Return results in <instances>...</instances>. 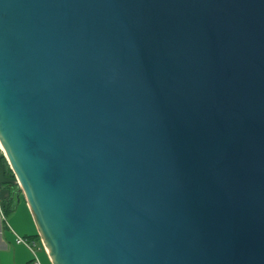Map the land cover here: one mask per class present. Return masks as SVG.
<instances>
[{"label":"water","instance_id":"1","mask_svg":"<svg viewBox=\"0 0 264 264\" xmlns=\"http://www.w3.org/2000/svg\"><path fill=\"white\" fill-rule=\"evenodd\" d=\"M0 144L52 264H264V0H0Z\"/></svg>","mask_w":264,"mask_h":264},{"label":"crops","instance_id":"2","mask_svg":"<svg viewBox=\"0 0 264 264\" xmlns=\"http://www.w3.org/2000/svg\"><path fill=\"white\" fill-rule=\"evenodd\" d=\"M7 166L0 146V264H52L21 193L14 197L12 209L4 212L5 201L18 189L15 176L7 173ZM16 236L34 242L33 248L17 243Z\"/></svg>","mask_w":264,"mask_h":264},{"label":"trees","instance_id":"3","mask_svg":"<svg viewBox=\"0 0 264 264\" xmlns=\"http://www.w3.org/2000/svg\"><path fill=\"white\" fill-rule=\"evenodd\" d=\"M7 173L9 174V175H12L13 176V173H12V171H11V169L7 166ZM16 195H15V193L13 192L12 193V196L8 199V200H6L5 201V203H4V212L7 214L11 209H12V205L14 204V201H15V199H14V197H15Z\"/></svg>","mask_w":264,"mask_h":264},{"label":"built area","instance_id":"4","mask_svg":"<svg viewBox=\"0 0 264 264\" xmlns=\"http://www.w3.org/2000/svg\"><path fill=\"white\" fill-rule=\"evenodd\" d=\"M16 241H17V243L24 244V245L28 246L29 248H33V246H34V242H32V241H30L24 237L16 236Z\"/></svg>","mask_w":264,"mask_h":264},{"label":"bare ground","instance_id":"5","mask_svg":"<svg viewBox=\"0 0 264 264\" xmlns=\"http://www.w3.org/2000/svg\"><path fill=\"white\" fill-rule=\"evenodd\" d=\"M0 146H1V144H0ZM1 148H2V146H1ZM2 150H3V148H2ZM4 153V152H3Z\"/></svg>","mask_w":264,"mask_h":264}]
</instances>
